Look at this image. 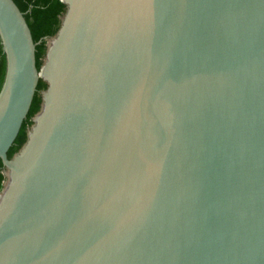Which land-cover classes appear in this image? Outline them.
I'll return each instance as SVG.
<instances>
[{"label": "water", "instance_id": "water-1", "mask_svg": "<svg viewBox=\"0 0 264 264\" xmlns=\"http://www.w3.org/2000/svg\"><path fill=\"white\" fill-rule=\"evenodd\" d=\"M61 1L38 67L0 0V264H264V0Z\"/></svg>", "mask_w": 264, "mask_h": 264}, {"label": "trees", "instance_id": "trees-1", "mask_svg": "<svg viewBox=\"0 0 264 264\" xmlns=\"http://www.w3.org/2000/svg\"><path fill=\"white\" fill-rule=\"evenodd\" d=\"M20 9L25 13V17L32 30L37 45V65L40 67L42 58L46 52L47 37L56 34L60 26V16L65 11V5L61 0H15ZM2 71V55L0 50V75ZM47 84L40 80L38 91L33 100L27 119L24 121L20 133L14 145L9 150L11 157L17 152L27 139V129L32 124V117L39 111L41 106L40 91L45 89ZM5 180L2 161L0 160V190Z\"/></svg>", "mask_w": 264, "mask_h": 264}]
</instances>
